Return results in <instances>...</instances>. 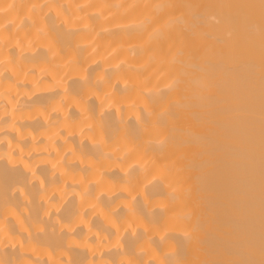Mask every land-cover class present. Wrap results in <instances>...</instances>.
<instances>
[{
  "label": "bare ground",
  "instance_id": "1",
  "mask_svg": "<svg viewBox=\"0 0 264 264\" xmlns=\"http://www.w3.org/2000/svg\"><path fill=\"white\" fill-rule=\"evenodd\" d=\"M0 264H264V0H0Z\"/></svg>",
  "mask_w": 264,
  "mask_h": 264
}]
</instances>
